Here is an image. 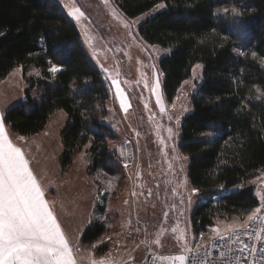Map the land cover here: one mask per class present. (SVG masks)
Masks as SVG:
<instances>
[{"label": "trees", "instance_id": "trees-1", "mask_svg": "<svg viewBox=\"0 0 264 264\" xmlns=\"http://www.w3.org/2000/svg\"><path fill=\"white\" fill-rule=\"evenodd\" d=\"M114 2L127 17L165 5L143 19L137 32L168 48L158 61L167 100L192 65H202L179 133L188 183L199 190L189 214L193 234L208 230L216 216L249 212L258 197L248 180L264 171V0ZM53 65L60 69L55 74L49 71ZM17 66L23 95L3 108L8 128L34 135L62 109L67 116L60 132L63 171L84 152L89 172H118L121 157L108 141L113 129L101 118L111 94L109 83L59 0H0V81ZM104 230V222L96 218L82 238L92 242Z\"/></svg>", "mask_w": 264, "mask_h": 264}, {"label": "rangeland", "instance_id": "rangeland-1", "mask_svg": "<svg viewBox=\"0 0 264 264\" xmlns=\"http://www.w3.org/2000/svg\"><path fill=\"white\" fill-rule=\"evenodd\" d=\"M59 2L76 23L89 56L109 83L111 94L101 118L113 129L108 141L120 155L122 168L111 174L102 170L89 172V159L79 152L63 171L59 160L63 150L60 132L67 116L62 109L54 111L45 128L34 135L21 136L6 124L5 128L46 187L78 264H89V257L125 264L143 259L148 249H159L168 257L179 256L184 253L185 244L200 243L214 235V229L234 221L242 223L254 208L239 216H216L204 232L193 234L191 230L189 214L196 193H192L188 183V159L180 149L179 133L182 114L192 108L191 94L202 78V65L195 62L173 98H165L158 61L168 48L143 40L137 32L138 24L160 10L162 7L157 6L163 3L127 17L114 0ZM74 8L84 13L79 20L70 14ZM113 80L130 105L127 112L121 107ZM157 80L160 103L153 91ZM23 87L22 70L17 66L0 81L1 114L3 108L22 97ZM248 182L254 185L259 198L264 189V171ZM96 218L104 222L105 230L86 243L82 238L84 229ZM181 234L183 240L178 239ZM158 237L160 244L152 243ZM169 264L178 262L169 260Z\"/></svg>", "mask_w": 264, "mask_h": 264}, {"label": "snow or ice", "instance_id": "snow-or-ice-1", "mask_svg": "<svg viewBox=\"0 0 264 264\" xmlns=\"http://www.w3.org/2000/svg\"><path fill=\"white\" fill-rule=\"evenodd\" d=\"M164 6L161 4L157 7ZM70 14L77 20L84 16L79 8H74ZM125 26L127 27V24ZM59 70L56 65L49 69L52 74ZM113 83L117 84L121 107L127 112L130 105L126 104L118 83L115 80ZM158 89L157 80L153 91L157 92V103H160ZM169 133L171 134V129ZM18 139L24 138L18 137ZM191 191L196 193L199 190L193 188ZM254 224L261 225L260 232H264V195L260 197L259 207L254 208L242 223L234 221L222 229H214L213 232L220 240L231 239L232 236L239 240L240 230H247ZM260 232L256 233L257 240L262 238ZM178 239L183 240V234ZM142 243L147 242L142 241ZM152 243L159 245V237ZM245 249H249V245L244 244L240 251L243 252ZM261 251L264 252V248ZM183 252L184 254L179 256L161 257V259L172 260L178 264H206L208 253L206 248L203 253L201 252L200 244H197L195 249L185 244ZM250 252L254 254L256 249L253 247ZM190 253L192 257L189 261ZM220 257L223 264L225 253L221 252ZM236 262L241 264L239 257L236 258ZM0 264H78L74 249L54 213V202L50 203L45 199V191L30 168L24 151L9 138L3 114H0ZM89 264H113V262L111 259L97 260L89 257Z\"/></svg>", "mask_w": 264, "mask_h": 264}, {"label": "built area", "instance_id": "built-area-1", "mask_svg": "<svg viewBox=\"0 0 264 264\" xmlns=\"http://www.w3.org/2000/svg\"><path fill=\"white\" fill-rule=\"evenodd\" d=\"M261 195H264V189L261 192ZM260 195V197H261ZM260 197L256 207L260 205ZM261 225L254 224L251 225L247 230H240L239 240L235 236H232L231 239L220 240L215 237V234L209 236L206 240L192 244L188 247L195 249L197 244L201 245V252L207 250L208 256L206 258V264H221L220 253H225V259L223 264H237L236 258H240L241 264H264V252L261 251L264 248V232H260ZM260 232L261 239H256V233ZM244 244L249 245V249H245L243 252L240 249ZM255 248L256 252L252 254L250 252L251 248ZM184 254V253H183ZM189 261L191 260L192 254H188ZM161 257H168L164 251L148 249L144 252V257L141 260L129 261L125 264H169V260L161 259ZM245 257L247 260H245Z\"/></svg>", "mask_w": 264, "mask_h": 264}, {"label": "crops", "instance_id": "crops-1", "mask_svg": "<svg viewBox=\"0 0 264 264\" xmlns=\"http://www.w3.org/2000/svg\"><path fill=\"white\" fill-rule=\"evenodd\" d=\"M0 114H1V109H0ZM6 129V128H5ZM13 143H15V142H13ZM16 144V143H15ZM17 146H18V144H16ZM27 159V158H26ZM34 174H35V172H34ZM36 176H37V179L40 181V179H39V177H38V175H37V173L35 174ZM113 176V175H112ZM124 177L125 178H127V177H129L128 176V174H124ZM40 183H41V181H40ZM41 185H42V187H43V189L45 188L46 189V187L41 183ZM45 189H44V191H45ZM45 199H47L48 201H49V197L47 196V193L45 192ZM50 202V201H49ZM55 213V212H54ZM57 217V216H56ZM58 219V218H57ZM58 221H59V219H58ZM60 223V222H59ZM60 225H61V223H60ZM62 226V225H61Z\"/></svg>", "mask_w": 264, "mask_h": 264}]
</instances>
